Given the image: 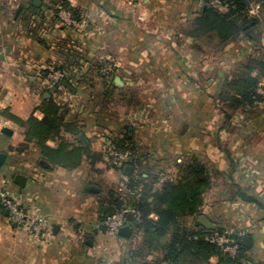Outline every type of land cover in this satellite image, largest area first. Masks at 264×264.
<instances>
[{"label":"crops","instance_id":"0c3cea01","mask_svg":"<svg viewBox=\"0 0 264 264\" xmlns=\"http://www.w3.org/2000/svg\"><path fill=\"white\" fill-rule=\"evenodd\" d=\"M34 1L0 0V110L40 120L42 102L52 99L62 125L46 146L57 150L66 143L65 153L73 146L84 152L76 167L52 163L35 138L26 140L25 126L0 114V190L27 212H38L48 228L34 239L15 230L0 206V264H155L157 251L135 255L132 221L129 237L101 225L132 171L111 168L102 151L127 126L155 186L173 176L181 161L207 168L211 187L185 225L200 229L198 215H204L215 229L237 239L249 236V245L241 244V264H264V100L227 109L231 117L225 121L218 99L250 56L264 58L262 15L254 38L242 33L214 51V73L207 76L214 83L204 85L200 44L184 34L200 0H65L80 11L72 24L54 11L58 0ZM49 65L63 68L60 83L49 80ZM257 88L264 89L263 77ZM15 174L26 178L23 187Z\"/></svg>","mask_w":264,"mask_h":264},{"label":"trees","instance_id":"16d2710c","mask_svg":"<svg viewBox=\"0 0 264 264\" xmlns=\"http://www.w3.org/2000/svg\"><path fill=\"white\" fill-rule=\"evenodd\" d=\"M201 7L188 29L187 35L198 39L203 36L214 35V51L222 50L230 41L240 34L250 38L249 30L259 24V17L249 13L252 4L264 6V0H220L221 9L211 5L212 0H200ZM56 13L58 6L67 10L74 21L81 19L79 9L70 6L65 0L54 3ZM255 33V32H254ZM73 55L77 49H71ZM57 67V66H56ZM63 71L61 66L57 67ZM258 70V75L251 73ZM264 78V58L250 56L243 69L236 78L227 80L218 95L222 104L225 121L231 117L227 111L241 108H251L264 100V94L257 92L260 78ZM111 94L106 88L104 96ZM40 109L44 116L37 119L33 116L22 120L7 109L0 110V114L8 119L26 127L25 138H35L42 153L55 164L66 167H76L84 152L82 146H73L69 152H64L66 143L54 150L46 146L45 140L58 136L62 120L60 107L52 99L42 102ZM76 131V128L73 129ZM121 152H126L132 171L128 174L127 187L132 192L124 194L115 193L112 196L111 208L106 214H112L125 207L132 208L136 217L132 221L136 234L141 235L139 245L135 248V255L145 256L150 251H157L161 257L155 264H211L210 257L216 256L214 264H241L244 258V247L238 242L237 251L231 254L224 251L222 246L211 242L209 237L213 233L221 234L224 230L217 229H191L184 223V218L194 216L200 212L203 193L211 187L212 181L207 168L200 162L181 161L177 163V170L173 176L165 177L159 186L154 185L142 168V159L138 154V147L130 141L128 134L120 133L108 138ZM124 173V167L121 170ZM246 201L256 200L240 194ZM257 203V202H256ZM234 236V234H233Z\"/></svg>","mask_w":264,"mask_h":264},{"label":"built area","instance_id":"2783aa9c","mask_svg":"<svg viewBox=\"0 0 264 264\" xmlns=\"http://www.w3.org/2000/svg\"><path fill=\"white\" fill-rule=\"evenodd\" d=\"M211 5L216 9L222 8L220 0H212ZM249 13L253 16H258L259 6L252 4ZM58 14L64 22L68 24L75 23L71 18L70 13L61 6H58ZM46 69L48 78L53 83H60L63 80L64 72L61 69L54 65H49ZM257 92L259 94H264V89L258 88ZM102 156L104 161L111 168L117 170H122L129 160L127 153L117 150L115 145L110 141H107L102 151ZM127 180H123L120 183L122 194L132 192L127 187ZM0 206L3 209L8 210L9 222L15 230L23 231L34 239H40L47 234L48 228L46 222L38 212H27L12 196L2 190H0ZM129 214H134L136 217L135 211L129 207H125L112 214H106L101 220V225L109 232L117 233L118 229L127 223V217ZM209 240L221 245L224 251L231 254H234L237 251L238 239L237 236H233L232 232L226 230L221 234L215 232L209 237Z\"/></svg>","mask_w":264,"mask_h":264},{"label":"water","instance_id":"95a60500","mask_svg":"<svg viewBox=\"0 0 264 264\" xmlns=\"http://www.w3.org/2000/svg\"><path fill=\"white\" fill-rule=\"evenodd\" d=\"M33 3L38 4L39 2L37 0H35ZM26 6H28V4H26ZM248 33L252 36L255 35L253 30H249ZM1 57H2V55H0V58ZM114 82L119 84L120 83L119 78L116 77L114 79ZM2 131L3 132H9V130L7 128H3ZM130 132H131V126H127L126 127V133L128 134V137H130ZM79 137L84 143H86L82 134H80ZM4 158H5V154L0 153V166L4 161ZM124 170H125V172L129 173L131 170V166L126 165L124 167ZM14 180L20 187H23L25 182H26V178L21 174H15ZM89 190H94V188L90 187ZM5 212L8 214V210H5ZM133 220H135L134 214H129L127 217V223L118 229L117 234H119L121 236L129 237L133 231V228H132V226L129 225V222H131ZM198 224L200 225V229H202V228H205L208 230L215 229V225L212 222H210L204 215H198ZM238 242L244 246H248L249 242H250V238H249V236H243V237L238 239Z\"/></svg>","mask_w":264,"mask_h":264},{"label":"rangeland","instance_id":"374dc122","mask_svg":"<svg viewBox=\"0 0 264 264\" xmlns=\"http://www.w3.org/2000/svg\"><path fill=\"white\" fill-rule=\"evenodd\" d=\"M261 7H262V10H260L261 14L259 13L258 17L260 15H262V17L264 18V6H261ZM198 11H199V9L196 11L197 14H198ZM195 16H197V15H195ZM195 16H193L192 19L188 22V25H187L185 32H184V34L186 36H188L186 31H188V29L190 28L191 22ZM188 37H190V36H188ZM190 38H192V37H190ZM192 39L197 41L200 44L202 54L199 55V60L201 62L200 63L201 68L203 67V69H201V70L207 71V73L203 74L202 83L204 85H206V84L210 85V84L214 83V78L210 84L208 82L212 78V74L214 73V45H215L214 35L203 36V37L198 38V39H194V38H192ZM207 76H209V80L207 79L208 78ZM257 90H258V88H257ZM211 100H212V102H214V96ZM210 177H211V175H210ZM211 181H212V178H211ZM134 239L136 241V247L135 248H137V246L139 245V241L141 239V235L138 233Z\"/></svg>","mask_w":264,"mask_h":264}]
</instances>
